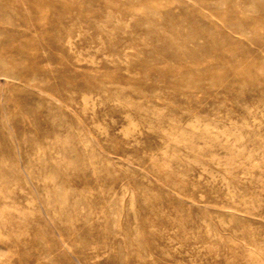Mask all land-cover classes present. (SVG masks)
<instances>
[{
    "label": "rangeland",
    "instance_id": "rangeland-1",
    "mask_svg": "<svg viewBox=\"0 0 264 264\" xmlns=\"http://www.w3.org/2000/svg\"><path fill=\"white\" fill-rule=\"evenodd\" d=\"M115 1L0 0V264H264V0L242 32L205 10L213 42Z\"/></svg>",
    "mask_w": 264,
    "mask_h": 264
},
{
    "label": "bare ground",
    "instance_id": "bare-ground-1",
    "mask_svg": "<svg viewBox=\"0 0 264 264\" xmlns=\"http://www.w3.org/2000/svg\"><path fill=\"white\" fill-rule=\"evenodd\" d=\"M9 1L12 2V0H9ZM19 1L22 2L25 0H22V1L19 0ZM27 1H29L30 4L35 7L48 6V5L56 6L59 13L74 12L72 20L74 21V23H78L81 27H82L83 22L89 24L90 26L98 27L100 25V21L103 20V17L106 20L111 15L112 11L110 8L114 7V8L123 10V11L125 10L126 12L128 10H133L135 7V4L128 2V1L122 2V1H115V0H101L100 4L102 5V8H101L102 10L99 13H97L89 5L90 3L92 4V1L96 2V0H84V1L82 0L80 1L79 0H27ZM142 1H144L143 4H148L150 2V0H142ZM258 1L259 0H195V4L192 5L189 3V0H173L172 5L164 4L161 2L159 4V9H162L163 12H165V14L169 15L170 17H173V19H175V22L186 21L188 23L189 28H190V33L184 36L185 39L195 40L198 38H203L205 39V41L213 42V41H220L221 38H220V35L216 31L212 30L214 29V23L210 21L211 19L209 20L210 17L205 12V10H209L211 12V15H214L220 18L225 24L229 26L232 25V27L235 28L238 32H242L247 27L246 23H252L254 21V18L241 15L239 13V8L253 4ZM222 5H225L226 8H223ZM173 7L179 8V12H175L173 10ZM262 8L264 10V4L260 5V9ZM261 17L264 18V16H261ZM1 25L2 24H0V26ZM46 28H48V23H47ZM3 32L7 34V37L12 38V29L10 30L1 29L0 33H3ZM66 32L68 35L67 37H71L72 34L70 32V29H68ZM121 41L122 42L120 43H123L125 39H121ZM200 48L203 51H206V50L209 51L204 46H201ZM0 50H1L0 51V55H1L0 56V75H4L5 77H10V78L16 77L17 69L12 68V43L9 40V38H6L0 41ZM186 52L189 54V56H196L198 53V51L194 50L193 47L191 50L187 49ZM217 54L220 56H223L224 51L219 50L217 51ZM213 77L216 78L217 80L223 79V77H219V76H213ZM240 81L243 82L241 79Z\"/></svg>",
    "mask_w": 264,
    "mask_h": 264
}]
</instances>
